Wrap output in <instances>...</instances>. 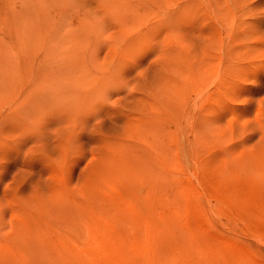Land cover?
Listing matches in <instances>:
<instances>
[{"label": "rangeland", "instance_id": "obj_1", "mask_svg": "<svg viewBox=\"0 0 264 264\" xmlns=\"http://www.w3.org/2000/svg\"><path fill=\"white\" fill-rule=\"evenodd\" d=\"M0 116V264H264V0H0Z\"/></svg>", "mask_w": 264, "mask_h": 264}, {"label": "bare ground", "instance_id": "obj_2", "mask_svg": "<svg viewBox=\"0 0 264 264\" xmlns=\"http://www.w3.org/2000/svg\"><path fill=\"white\" fill-rule=\"evenodd\" d=\"M48 67V66H47ZM46 67V68H47ZM43 70V69H42ZM48 72H49V70H48ZM43 74V72L40 74V75H35L36 77H40L41 75ZM55 74V73H54ZM43 76H44V74H43ZM31 78H32V76H31ZM35 78V77H34ZM64 78V77H63ZM36 79V78H35ZM34 79V80H35ZM67 79H68V77H67ZM37 80V79H36ZM35 80V81H36ZM39 80H40V78H39ZM69 80V79H68ZM44 82V81H43ZM42 82V83H43ZM34 83V82H33ZM39 83V82H38ZM45 83H46V81H45ZM44 83V85H46ZM35 85H37V83L35 84ZM40 87H42V84H41V82H40ZM64 85H66V84H64ZM64 85H63V89H64ZM38 86V85H37ZM36 86V87H37ZM30 87H31V85H30ZM48 87V86H47ZM57 87V86H56ZM66 88V91H67V87H65ZM42 90V89H41ZM38 91V90H37ZM58 91V90H57ZM68 91H70V90H68ZM28 92H31V88H30V90L29 91H27L26 92V94H28ZM65 92V91H64ZM41 93V92H40ZM46 94H47V92H46ZM50 93H48V95H49ZM66 94H67V92H66ZM68 94H69V92H68ZM28 96V95H27ZM30 96H31V93H30ZM30 96H28V97H30ZM67 96V95H66ZM24 97V96H23ZM27 97V98H28ZM22 98V97H21ZM27 98H26V100H27ZM31 98V97H30ZM46 98V97H45ZM49 98H51V96L49 97ZM61 96L59 97V99L61 100ZM68 98V97H67ZM39 99H40V97H39ZM44 99V98H43ZM55 99V101L57 100L56 98H54ZM14 100H15V98H14ZM16 100H17V98H16ZM19 100V99H18ZM49 100V99H48ZM52 100V99H51ZM63 100V99H62ZM21 101H22V99H21ZM28 101V100H27ZM27 101H25V102H27ZM47 101V100H46ZM54 101V100H53ZM65 102H66V98H65V100H64ZM64 101L62 102V105L64 106L65 105V103H64ZM12 102V101H11ZM16 102V101H15ZM20 102V101H19ZM50 102V101H49ZM57 102H58V100H57ZM61 102H60V104H61ZM30 103H31V101H30ZM35 103V102H34ZM33 103V104H34ZM44 103H46V102H44ZM64 103V104H63ZM12 104V103H11ZM23 105H24V103H23ZM56 105V104H55ZM57 107H59L60 105H59V103H57ZM66 105H67V103H66ZM12 107L14 108L15 107V103H14V106H13V104H12ZM21 107H22V105H21ZM26 107V106H25ZM54 107V111H55V106H53ZM52 107V108H53ZM56 107V109H58ZM8 108V107H7ZM9 108H11L10 106H9ZM50 108V107H49ZM17 109V108H16ZM28 109H29V107H28ZM30 109L32 110V107H31V105H30ZM41 109V108H40ZM61 109H63V108H61L60 107V112H61ZM12 110V109H11ZM11 110H9V111H11ZM14 110V109H13ZM18 110V109H17ZM17 110H16V112H17ZM21 110V109H20ZM19 110V111H20ZM66 109H64V110H62V111H65ZM67 110H68V108H67ZM66 110V111H67ZM9 111H7V112H9ZM19 111H18V113H19ZM26 111H27V109H26ZM34 111V110H33ZM41 111H42V109H41ZM57 112H59L58 110H56ZM15 112V113H16ZM29 112V111H28ZM17 113V114H18ZM22 113H25L26 115H29V114H27V112H25V111H22L21 112V115H22ZM32 113V112H31ZM14 115V114H13ZM21 115H20V117H21ZM39 115H40V113H39ZM19 116V115H18ZM1 117V116H0ZM6 117V116H5ZM10 117H12V114H11V116ZM23 118H26V116H22ZM28 118L30 117V115L29 116H27ZM37 117H38V114H37ZM14 119V117L11 119V120H13ZM15 119H18V117H15ZM33 120V119H32ZM16 121V120H15ZM24 122H26L27 120H23ZM40 121V120H39ZM14 122V121H13ZM18 122V121H17ZM17 122H15V123H17ZM22 122V121H21ZM24 122H22V123H24ZM28 122V124L30 123L31 124V121H30V118H29V120L27 121ZM27 122H26V127L28 126V124H27ZM38 122V121H37ZM19 123H20V121H19ZM25 124V123H24ZM34 124V123H33ZM38 124V123H37ZM0 125L2 126V124L0 123ZM32 125V124H31ZM0 126V127H1ZM21 126H23L22 128H24V125H21ZM34 126H35V124H34ZM4 130H5V126H4ZM4 130H3V132H4ZM6 130H7V128H6ZM15 130V129H14ZM21 129H19V131H20ZM16 132V131H15ZM15 132H12L11 131V133H15ZM18 132V131H17ZM3 134V133H2ZM21 135V134H20ZM37 136V135H36ZM0 137H2V136H0ZM5 137V136H4ZM4 137H3V139H4ZM21 137H22V135H21ZM32 137V136H31ZM24 138V137H23ZM66 140V139H65ZM63 143H65V141L63 142L62 141V144ZM67 144V143H66ZM62 148H64V147H62ZM64 151H66V149H64L63 151H62V153L64 152ZM20 153V152H19ZM66 153H67V151H66ZM13 155V154H12ZM11 155V156H12ZM14 156V155H13ZM32 156V155H31ZM44 155H42V157H43ZM64 156H66V154H64ZM27 157V156H26ZM35 157V156H34ZM68 157H64V159H67ZM31 159V158H30ZM32 159H35V158H33V156H32ZM32 159H31V162H32ZM26 160V159H25ZM40 160V159H39ZM51 160H53V159H51ZM27 161V160H26ZM38 161V160H37ZM42 161V160H41ZM64 162H65V160H63ZM28 162H29V160H28ZM52 163V162H51ZM67 163V162H66ZM40 165H42V164H40ZM28 166V165H27ZM55 167V166H54ZM56 168V167H55ZM54 169V168H53ZM105 169V168H104ZM68 170V169H67ZM107 170V169H106ZM106 170H104V171H106ZM58 171V170H57ZM101 171V170H100ZM113 172V171H112ZM101 173V172H100ZM128 173V172H127ZM103 174H105V172L103 173ZM101 175V176H103V177H101V179L102 178H104V175ZM113 174H114V172H113ZM125 174H126V172H125ZM110 175V174H109ZM116 175H118V174H116ZM63 176V175H62ZM65 176V175H64ZM67 176V175H66ZM98 177V176H97ZM100 177V176H99ZM99 179V178H98ZM65 180H66V178H65ZM100 180V179H99ZM52 181V180H51ZM100 181H102V180H100ZM53 182V181H52ZM51 184V183H50ZM61 186V185H60ZM59 186V187H60ZM58 187V186H57ZM52 189V188H51ZM56 190V188L54 189V191ZM62 191V190H61ZM69 191V190H68ZM54 193V192H53ZM37 194V193H36ZM36 194H35V196H36ZM58 194H59V192H58ZM39 196V195H38ZM41 196V195H40ZM55 196V194L53 195V197ZM68 196V195H67ZM59 197V196H58ZM69 197V196H68ZM39 198V197H38ZM44 198V197H43ZM49 198V197H48ZM51 198V197H50ZM49 198V199H50ZM18 200V199H17ZM44 200V199H43ZM42 200V201H43ZM42 201H40V203L42 202ZM45 201V200H44ZM52 201H54V200H51V202ZM59 201V200H58ZM61 201H64V200H61ZM61 201H59V202H61ZM68 201H69V199H68ZM36 202V201H35ZM58 202V203H59ZM65 202V201H64ZM71 202V201H70ZM165 202H167V201H165ZM15 203V202H14ZM18 203H19V200H18ZM34 203V202H33ZM44 203V202H43ZM42 203V204H43ZM27 205H28V203H26ZM32 204V203H31ZM60 204V203H59ZM166 204V203H165ZM168 204H169V201L167 202V206H168ZM176 204H177V202H176ZM16 205V204H15ZM14 205V206H15ZM19 205V204H18ZM51 205V204H50ZM61 205H62V203H61ZM60 205V206H61ZM64 205V204H63ZM62 205V206H63ZM65 205H66V203H65ZM67 205H69L68 203H67ZM127 204H125V203H120L119 205H117V208H118V210H120V211H118V213H120L121 215V218L125 221V224L126 225H124V226H128V227H130V224H131V220H132V214H133V217H134V210L133 211H127V210H125L124 208H125V206H126ZM172 205V204H171ZM178 205V204H177ZM26 206V205H25ZM29 206V205H28ZM42 206V205H41ZM59 206V205H58ZM17 207V206H16ZM24 207V206H23ZM27 207V206H26ZM45 207H46V209H47V205H45ZM68 207V206H67ZM170 207V206H169ZM168 207V208H169ZM15 208V207H14ZM25 208V207H24ZM28 208V207H27ZM56 208V207H55ZM181 208V207H180ZM33 209V208H32ZM45 209V210H46ZM59 210H60V208H58ZM65 209H66V207H65ZM153 209V208H152ZM152 209L150 208V207H148V205L147 204H142L141 206H140V208H139V213H140V219H141V221H142V224L143 225H148L150 222L148 221V222H146V220L148 219H151V215H152V213H150L151 211H152ZM15 210H18V209H15ZM44 210V211H45ZM54 210V209H50L49 211L51 212V214H52V211ZM69 210H72V207H71V209H70V207H69V209H68V211ZM80 210V209H79ZM180 210V209H179ZM22 211V213H24L25 214V210H24V212H23V210H21ZM32 211V210H31ZM38 211V210H37ZM56 211L57 210H54L53 212H55L56 213ZM61 211V210H60ZM81 211H83V207L81 208ZM180 211H182V210H180ZM179 211V212H180ZM41 212H43V211H41ZM41 212H39V214H41L42 215V213ZM59 212V211H58ZM57 212V213H58ZM63 212V211H62ZM61 212V213H62ZM70 212V211H69ZM171 212H172V209L170 210V214H171ZM178 212V211H177ZM14 213V212H13ZM35 213V212H34ZM60 213V214H61ZM64 214H65V212H63ZM62 213V214H63ZM73 213V212H72ZM76 213V212H75ZM149 213H150V215H149ZM16 214H17V212L16 213H14V215L16 216ZM59 214V213H58ZM174 214H176V213H173V215ZM18 215L20 216V218H23V217H25V215H23V214H20V211H18ZM21 215H23V216H21ZM35 216L37 215L38 216V214L36 213V214H34ZM33 215V216H34ZM48 215V214H47ZM46 215V216H47ZM79 216H74V218L72 217V218H70V217H68L67 219H63V220H61V218H59L60 219V221H59V219H58V221L60 222V225H58V226H60V227H58L57 228V233H56V237H57V234L59 235V240H62V242H67L68 240L69 241H72L71 240V238L69 237V235H70V233H69V230H73L74 231V229H73V226H78V225H80L79 223L80 222H78V221H84V215H82V213H79L78 214ZM82 215V216H81ZM44 217H46L45 215H43ZM50 216V215H49ZM66 216H67V211H66ZM131 216V217H130ZM151 216V217H150ZM155 216V215H154ZM170 216V215H169ZM172 216V215H171ZM48 217V216H47ZM47 217H46V219H47ZM33 218V217H32ZM40 216H38L37 217V219L38 220H40ZM50 218V217H49ZM54 218V217H53ZM75 218L77 219L76 221L77 222H75ZM100 218L101 217H96V215H93L92 216V218H90V220H88V222H87V224H88V226L90 227V226H92V225H95V224H93V220L95 219V220H98L99 219V221L102 223V220H100ZM18 219H19V217H18ZM25 219H26V217H25ZM36 219V220H37ZM44 219V218H43ZM79 219H81V220H79ZM23 220H24V218H23ZM53 220V219H52ZM15 221V220H14ZM43 221V220H42ZM107 222L106 223H104V220H103V226H106V230H104V235H108L107 236V238H106V243H103L102 241H100V242H102L103 243V245L101 246L102 247V249H101V253L103 254V255H105L104 257L105 258H107V260H106V264H118L119 263V261H121L122 259V253L120 252V241L119 240H121L120 238H117V239H115L116 238V236H114V235H118L114 230H111L108 226L109 225H111L109 222H111V220H106ZM17 224H19L18 222H17V220L15 221ZM44 222V221H43ZM40 223V222H39ZM39 223H38V225H39ZM29 224V223H28ZM33 224H35L36 225V222L34 221L33 222ZM32 223H31V227L33 226L34 227V225H33ZM45 224H46V222H45ZM100 224V223H99ZM160 224V223H159ZM159 224H158V226H159ZM25 225V224H24ZM42 225H43V223H42ZM41 225V226H42ZM156 225H157V223H156ZM30 226V225H29ZM37 226V225H36ZM35 226V227H36ZM49 226V225H48ZM47 226V227H48ZM25 227V226H24ZM72 227V228H71ZM45 228V227H44ZM60 228V229H59ZM131 228V227H130ZM132 228H133V225H132ZM32 229V228H31ZM40 229H42V228H40ZM47 229V228H46ZM46 229H45V231L44 232H46ZM38 230V229H37ZM35 231V230H34ZM37 232V231H36ZM44 232H43V234H44ZM49 232V231H48ZM72 233V232H71ZM38 234V233H37ZM39 234H40V232H39ZM121 234V233H120ZM47 235V234H46ZM111 235H113V236H111ZM131 235H138L137 233H135V232H132V234ZM121 236V235H120ZM152 238H153V235H150ZM149 236V237H150ZM211 236V235H210ZM218 236V235H217ZM105 237V236H104ZM138 237V236H137ZM212 237V236H211ZM220 237V236H219ZM69 238V239H68ZM103 240H105V238H103V237H101ZM97 239V238H96ZM110 239H112V241H110ZM149 239H151V238H149ZM215 239H217V238H215ZM219 239V238H218ZM217 239V240H218ZM210 240H211V238H210ZM221 240V239H220ZM223 240V239H222ZM194 241V240H193ZM190 242V245L189 246H191V243L194 245V242ZM219 241V240H218ZM120 242V243H119ZM143 242V241H142ZM216 242V241H215ZM76 244V243H75ZM77 244H81L80 245V251L78 252V259L76 258V260L78 261V264H79V262H80V264H97L96 262H95V255H94V251L92 252V251H90L89 250V248L88 247H86L85 245H83L82 243H77ZM204 244V243H203ZM219 244H220V242H219ZM222 244H224L223 242H222ZM197 245V244H196ZM200 245V244H199ZM206 245V244H205ZM209 245V244H208ZM212 243H211V248H212ZM144 245H142V247H143ZM188 246V245H187ZM186 246V247H187ZM214 246V245H213ZM222 246V245H221ZM141 247V248H142ZM215 247V246H214ZM213 247V248H214ZM217 247V249H218V245L216 246ZM224 247V246H223ZM227 249H229V246H225ZM225 247H224V249H225ZM119 248V249H118ZM231 248V247H230ZM184 249H188V247L187 248H184ZM207 249H208V247H207ZM216 249V248H215ZM223 249V250H224ZM232 249V248H231ZM231 249H230V251H231ZM209 250V249H208ZM211 250V249H210ZM221 251H222V247H221V249H220ZM233 250V249H232ZM125 251V250H124ZM216 251V250H215ZM214 251V252H215ZM218 251V250H217ZM225 251V250H224ZM229 251V252H230ZM96 252V251H95ZM190 252H192V251H190ZM208 252H211V251H208ZM213 252V251H212ZM219 252V251H218ZM228 252V253H229ZM237 252V251H236ZM188 253H189V250H188ZM225 253V252H224ZM170 254V253H169ZM190 254V253H189ZM189 254H185V255H183V253H181V255H183V256H185V258L187 257V258H189ZM192 254V256H191V258H193V261H195L194 259H195V255L193 256V253H191ZM213 253H211V255H212ZM223 254V253H222ZM233 254V253H232ZM235 254V253H234ZM233 254V255H234ZM96 255H97V253H96ZM100 255V254H99ZM199 255V254H198ZM205 255V254H204ZM211 255H210V257H211ZM65 256V255H64ZM68 256H69V254H68ZM70 256H72V254H70ZM126 256V255H125ZM124 256V257H125ZM225 257H227V255H224ZM223 256V257H224ZM199 257V256H198ZM198 257H197V259H198ZM217 257V256H216ZM220 257V256H219ZM212 258V257H211ZM214 259V258H213ZM217 259H219V258H217ZM227 259V258H226ZM226 259H225V262H226ZM229 259V258H228ZM189 260H191L190 258H189ZM221 260V259H220ZM230 260V259H229ZM218 261V260H217ZM186 262H188V260L186 261ZM190 262V261H189ZM188 262V263H189ZM203 262H204V259H203ZM211 262V261H210ZM214 262V261H213ZM197 263V262H196ZM212 263V262H211ZM215 263V262H214ZM213 263V264H214ZM220 263V261L218 262V264ZM100 264V263H99ZM203 264V263H202ZM207 264H208V262H207ZM210 264V263H209ZM216 264V263H215ZM221 264V263H220ZM225 264H227V262L225 263Z\"/></svg>", "mask_w": 264, "mask_h": 264}]
</instances>
